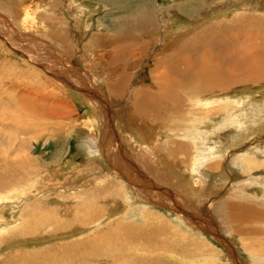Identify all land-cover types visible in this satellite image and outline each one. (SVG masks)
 Wrapping results in <instances>:
<instances>
[{"label":"rangeland","instance_id":"374dc122","mask_svg":"<svg viewBox=\"0 0 264 264\" xmlns=\"http://www.w3.org/2000/svg\"><path fill=\"white\" fill-rule=\"evenodd\" d=\"M242 26L248 39L263 33L264 0H0V115L21 91L38 111L42 131L30 135L25 153L11 157L36 169L21 174L17 191L0 194V264H223V258L228 264H264L263 255L246 250L264 242L249 230L264 225L233 222L218 210L225 203L264 209V80L239 84L212 102H188L183 113L170 110L166 116L159 105L151 113L136 99L139 91L155 89L152 74L170 40L183 42L178 46L174 40L168 53L184 42L208 44L217 33L236 35ZM130 45L128 51L124 46ZM259 46L249 47L247 55H262ZM218 107L240 116L241 109L246 112L238 134L230 125L220 126L222 114L203 123L208 133L200 137L176 131L180 114L199 119ZM91 136L99 152L80 148ZM218 139L234 140V146L218 156L204 150L203 140ZM197 152L208 159L201 160L199 172L215 164L221 171L194 172ZM243 156L259 181L243 174ZM9 175L18 183L17 174ZM205 244L214 251L207 254ZM178 246L187 247L186 256L178 254Z\"/></svg>","mask_w":264,"mask_h":264},{"label":"bare ground","instance_id":"6f19581e","mask_svg":"<svg viewBox=\"0 0 264 264\" xmlns=\"http://www.w3.org/2000/svg\"><path fill=\"white\" fill-rule=\"evenodd\" d=\"M192 5V4H191ZM190 7V6H189ZM246 10V9H245ZM184 11V9H183ZM187 14V13H186ZM242 14V13H241ZM78 15V14H77ZM76 15V16H77ZM244 15V14H242ZM80 17V16H79ZM239 18V16H237ZM243 17V16H242ZM83 18V17H81ZM237 18V20H238ZM245 19V18H244ZM242 20V18H241ZM249 20V19H248ZM236 21V20H235ZM245 21V20H244ZM247 21V20H246ZM240 22V21H239ZM241 23V22H240ZM239 23V24H240ZM244 23V22H243ZM242 23V24H243ZM236 24V23H234ZM246 24V23H245ZM248 24V23H247ZM83 25V23H82ZM250 25V24H249ZM188 26V25H187ZM228 26V25H227ZM233 28V27H232ZM247 28V27H246ZM245 27H240L239 28V32L236 33V35H233L232 33H230L229 35H225L222 33H217L215 36L213 35V37H210L209 40L206 39V42H208V44L204 43V45H201L202 42L201 41H193L194 44L192 45V47L189 46H183L185 44V42L183 43L182 46L179 47V49H175L168 53V45H170L172 42H176V45H180L183 42V39L179 40L180 38H175L173 39L170 43L168 42V44H166V51L163 50L164 54H161L163 56V58L160 60V64L159 68L156 69L155 71H153L152 74V78L156 81L157 83L154 85L155 89L152 90V92H148L147 90L144 89V92H141L140 94L137 93V97L136 99L138 100L139 96L141 99V108L144 109V107H146L147 111H153L151 113H155L156 108L160 106L161 109L166 110V112L162 113L160 112L163 116H166L170 110L177 112L179 110V113H183L180 112V108L183 106H185L186 103H196L197 101L199 102H206V101H215L214 99L217 98L219 95H229L230 92H232L233 89H235L237 86H239V84H245V83H257L260 80H264V31L263 33H257L256 37H252L250 39H248L245 35V32L247 31ZM190 29V28H189ZM248 29V28H247ZM253 30V29H252ZM84 31V30H83ZM212 31V30H211ZM220 31V30H219ZM218 31V32H219ZM216 32V31H215ZM229 32V31H227ZM150 33V32H149ZM212 34V33H211ZM175 35V34H174ZM171 36V35H170ZM179 36V35H178ZM210 36V35H209ZM228 36H233V37H228ZM116 37V36H115ZM242 38L241 40H239V38ZM203 38V36H202ZM257 39V41L255 39ZM109 39V38H108ZM107 40V39H105ZM169 40V39H168ZM167 40V41H168ZM204 40V39H203ZM211 40V42H210ZM110 41V40H109ZM113 41V40H112ZM118 41V40H117ZM108 42V41H106ZM116 42V40H115ZM210 42V43H209ZM259 42L260 46V50L263 52V54L261 55H257V56H253L250 57L249 55H247V52H249L248 48L249 47H254L255 43ZM114 44V43H113ZM165 44V43H164ZM153 45V44H152ZM126 49H128V51L131 50V45L130 46H124ZM154 47V45H153ZM160 47V46H159ZM164 48V47H163ZM111 50V49H110ZM114 50V49H113ZM155 50V49H154ZM157 50V49H156ZM115 51V50H114ZM121 52V51H120ZM150 52V51H149ZM113 53V52H112ZM122 53V52H121ZM94 55V54H93ZM120 55V54H119ZM123 55V54H122ZM146 55V54H145ZM97 56V55H96ZM95 56V57H96ZM118 56V55H117ZM153 56V55H152ZM170 56V57H169ZM156 57V56H155ZM146 58V57H145ZM158 58V57H157ZM97 59V57H96ZM99 60V58H98ZM158 60V59H157ZM141 61V60H140ZM96 64V63H95ZM87 65H89L87 63ZM140 65V64H139ZM90 67V66H89ZM158 67V66H157ZM89 69V68H88ZM119 84H117V88L118 90L123 89ZM154 86H152L154 88ZM106 87V86H105ZM19 89V87H16ZM3 89V88H2ZM245 89V88H244ZM15 91V90H13ZM20 91V90H18ZM102 91V90H101ZM104 91V90H103ZM5 92V91H4ZM233 93V92H232ZM88 94V93H87ZM139 94V95H138ZM246 94V93H244ZM9 95V94H8ZM11 96V94H10ZM14 98H16L13 102L14 103H5L4 105L7 106V108H11L12 106L13 108H15V112L11 111V109H1L2 114L0 115V154L2 159H0V169H2L0 171V194L2 192H7L8 189L14 187L13 190H18L20 185V182H22L23 180V176H21L22 173L24 172H28L29 169L33 168L36 169L32 166L28 165V160L24 161L23 160H15L12 159V155L16 152V154L21 151V153H25L26 149L25 146H27L26 144H28V142L30 141V135L31 134H40L42 131L39 130L38 128V124L37 122L39 120H41V117H37V110H35V107H30L29 104H27V102L25 101V99L22 97L23 94H17L16 92L14 93ZM241 96V95H240ZM9 97V96H8ZM89 97V96H88ZM237 98V97H236ZM223 100V98H220ZM230 99V98H229ZM264 99V98H263ZM10 100V97H9ZM134 100V99H133ZM132 100V101H133ZM138 100V101H139ZM221 100V101H222ZM242 100V99H241ZM241 100H235V104L237 106H241L244 101ZM245 100V99H244ZM86 102H88V105L91 106L94 109V106L90 103L89 100H85ZM137 102V101H136ZM220 102V101H219ZM218 102V103H219ZM227 102V101H226ZM259 102V101H258ZM207 103V102H206ZM230 103V102H229ZM263 103V102H262ZM95 104V103H94ZM211 104V103H210ZM224 104V103H223ZM234 104V103H233ZM245 104V103H244ZM260 103H258L259 105ZM159 105V106H157ZM191 105V104H190ZM227 105V104H226ZM253 105V104H252ZM88 106V107H89ZM135 106V105H134ZM138 106V105H137ZM209 106V105H208ZM251 106V104H250ZM256 106V105H255ZM4 107L3 105H1L0 108ZM96 107V106H95ZM246 109V106H244ZM262 107V106H261ZM90 108V107H89ZM211 108V107H210ZM239 108V107H238ZM260 108V107H258ZM100 109V108H99ZM145 109V111H146ZM213 109V108H212ZM229 109V108H228ZM237 109V108H236ZM251 108L246 109L245 111L248 112ZM255 109V107H254ZM257 109V108H256ZM233 110V109H232ZM238 110V109H237ZM60 111V110H59ZM101 111V110H100ZM144 111V112H145ZM231 111V110H230ZM251 111V110H250ZM143 115H146V112ZM205 112V111H204ZM244 113L242 115H244L243 117H246V112L242 111L240 113ZM257 112V111H255ZM259 112V111H258ZM264 112V111H262ZM19 113V114H17ZM57 113V112H56ZM59 113V112H58ZM178 113V112H177ZM189 113V112H188ZM261 113V111L259 112ZM170 114V113H169ZM173 114V113H172ZM171 114V115H172ZM191 114V113H190ZM204 115L199 118H186L184 115L180 114V116L178 117V122H176L175 126L177 128L176 131L180 130L182 131L185 135L195 137V136H199L202 134H207L208 131L205 130L207 128L202 127L203 123L207 121V119H209L210 117H212L213 115H218V114H222L225 115L224 120L222 121V123H220V126H228L230 125L231 127H233V129L235 131H233V134H238V132L242 129L243 125L246 124V122L243 124V119H242V115H238L236 112L233 113H229L226 111V109L224 107H218L214 110H206L205 113H203ZM264 114V113H263ZM59 115V114H58ZM61 115V114H60ZM177 115V114H176ZM175 115V117H177ZM170 116V115H169ZM200 116V115H198ZM252 116V115H251ZM260 116V115H259ZM151 117V116H150ZM162 117V116H161ZM216 117V116H215ZM256 117V115H255ZM261 117V116H260ZM68 118V117H66ZM146 118V116H145ZM248 118V117H247ZM262 118V117H261ZM43 119V118H42ZM213 120V118H211ZM253 119V118H250ZM56 120V119H55ZM67 120V119H66ZM167 120V119H165ZM173 120V119H172ZM48 121V120H47ZM52 121V120H51ZM57 121V120H56ZM61 121V120H60ZM158 121V120H157ZM170 121V120H169ZM251 120H249L250 122ZM190 122L191 125H187L186 123ZM214 122V121H213ZM47 123V122H46ZM57 123V122H56ZM51 124V123H50ZM53 124V123H52ZM58 124V123H57ZM106 125V124H105ZM104 125V126H105ZM174 125V124H173ZM70 126V125H69ZM216 127H211V129L209 130L210 132H216ZM8 128V130H7ZM46 128V127H45ZM223 128V127H222ZM52 129V128H51ZM46 130V129H45ZM103 130V129H102ZM204 130V131H203ZM228 130V129H227ZM237 130V132H236ZM49 131V129H48ZM160 131V130H159ZM173 131V130H172ZM232 131V129H231ZM180 133V132H179ZM211 134V133H210ZM232 134V135H233ZM180 135V134H179ZM178 135V136H179ZM27 136V137H26ZM94 136V135H93ZM117 136V135H116ZM140 136V135H139ZM182 136V134H181ZM239 136V135H238ZM237 136V138H238ZM22 137H26V138H22ZM95 137V136H94ZM94 137H88L85 138L83 140V144L80 145V148H82L83 151H86L87 153H92V152H99L98 148L96 147V142L94 140ZM145 137V136H144ZM203 137V136H201ZM141 138V137H138ZM185 138V137H184ZM38 139V138H36ZM147 139V138H146ZM144 139V140H146ZM135 140V139H134ZM194 140V139H192ZM201 140V139H200ZM199 140V141H200ZM139 141V139H138ZM198 141V140H197ZM196 141V144H197ZM234 140L231 141H224V140H216V141H212V142H207L204 141L201 143L202 146H204V150L211 152V155H222V153L224 151H227L229 148H231V146L233 145ZM136 142V141H135ZM147 142V141H146ZM232 142V143H231ZM26 143V144H25ZM96 143V144H95ZM136 143H140V142H136ZM194 143V142H193ZM192 143V144H193ZM93 144V146H91ZM138 144L135 145L138 146ZM133 146V144H132ZM198 146V145H195ZM208 146V147H206ZM234 146V145H233ZM237 146V145H236ZM15 147V148H14ZM30 147V146H29ZM146 147V146H145ZM206 147V148H205ZM13 148V149H12ZM31 148V147H30ZM258 148V147H257ZM13 151H12V150ZM28 149V148H27ZM149 149V148H148ZM162 149V148H160ZM180 149V148H179ZM197 150H201V148L199 149V147H196ZM263 149V147H262ZM29 150V149H28ZM163 150V149H162ZM260 150V149H259ZM264 150V149H263ZM262 151V150H261ZM253 152V151H252ZM255 152V151H254ZM186 153V152H185ZM198 153V152H197ZM207 153V152H206ZM248 153V151L246 152ZM263 155L264 152L262 151ZM126 154V153H125ZM173 154V153H172ZM155 155V154H154ZM210 155V156H211ZM246 155V154H244ZM249 155V154H248ZM167 156V155H166ZM205 156V155H204ZM202 154L196 155L195 158H193V165L194 167H196L193 171L195 172H199L198 169V165L201 164V160H206L207 157H204ZM18 157V156H17ZM168 157V156H167ZM147 158V157H146ZM166 158V157H165ZM210 158V157H209ZM220 158V157H219ZM245 156L242 157L241 161L239 162V167L241 169H243V174H248V179L250 177H253L255 174L253 173V169L250 168V166L246 165L245 162ZM156 159V158H155ZM251 159V158H250ZM188 160V159H187ZM208 160V159H207ZM206 160V161H207ZM166 161V159H165ZM214 161V160H213ZM32 162V161H31ZM131 162V161H130ZM146 162V161H145ZM155 162V161H153ZM169 161H166V163H168ZM249 162L254 165L255 164V169L254 171H257L259 169V167L256 165V162H253V160H249ZM132 163V162H131ZM163 163H165L163 161ZM203 163V162H202ZM125 164V163H124ZM145 164V163H144ZM148 164V163H147ZM151 164V163H149ZM157 165L160 163H156ZM38 165V164H37ZM127 165V164H126ZM165 165V164H164ZM167 165V164H166ZM93 166V165H92ZM147 166V165H146ZM218 166L217 164L215 165H211L205 167L201 172L199 173H206V172H210V173H214V171H219L218 170ZM87 167V166H86ZM261 168L264 169V160L262 161V164L260 165ZM89 168V166H88ZM91 168V167H90ZM132 168V167H131ZM155 168V167H154ZM157 168V167H156ZM168 168V167H167ZM200 168V167H199ZM135 169V168H134ZM151 169V167H150ZM240 169V171H241ZM7 172L5 175H3L4 171ZM168 170V169H167ZM166 170V171H167ZM174 170V169H172ZM80 172L83 171V169L79 170ZM93 171V170H92ZM116 171V170H115ZM114 171V172H115ZM176 170H174L173 172H175ZM221 171V170H220ZM219 171V172H220ZM33 172L32 170L30 171V173ZM98 172V171H97ZM134 172V171H133ZM132 172V173H133ZM139 172V171H138ZM13 173V174H17V179L16 182L12 183V179L9 178V174ZM29 173V172H28ZM95 173V172H94ZM154 173H157L154 171ZM164 173V172H162ZM177 173V172H176ZM260 173V172H259ZM19 174V175H18ZM152 174V173H151ZM150 174V175H151ZM258 174V172H257ZM86 175V174H85ZM90 177V174H88ZM118 175V174H117ZM116 175V176H117ZM139 175V174H138ZM156 175V174H155ZM177 175V174H176ZM181 175V174H180ZM194 175V174H192ZM200 175V174H199ZM5 176H7V179H5ZM128 176V175H127ZM144 176V175H143ZM141 176V177H143ZM158 176V175H157ZM168 176V175H167ZM178 177H180L179 175H177ZM210 176V175H209ZM218 176V175H217ZM161 177V176H160ZM203 177V175H202ZM206 177V175L204 176ZM203 177V178H204ZM4 178V180H2ZM258 179L259 176L257 175V177L254 176L253 179ZM128 179V178H126ZM142 179V178H140ZM157 179V178H156ZM206 179V178H205ZM217 179V178H215ZM256 179V180H257ZM133 180V179H132ZM145 180V179H144ZM147 180V179H146ZM166 180V179H165ZM169 180V179H168ZM260 179H258L259 181ZM134 181V180H133ZM132 181V183H133ZM174 181V180H173ZM216 181V180H215ZM169 182V181H168ZM206 182V181H205ZM217 182V181H216ZM4 183V184H3ZM151 183V182H150ZM153 183V182H152ZM207 183H210L209 181ZM258 183V182H256ZM112 185V184H111ZM149 185V184H148ZM151 185V184H150ZM149 185V186H150ZM205 185V184H204ZM109 186V185H108ZM141 186V185H140ZM219 186V185H218ZM105 187V186H104ZM125 187V186H124ZM146 187V186H145ZM126 190H128V187H125ZM216 188V187H215ZM243 188V187H242ZM101 189V188H100ZM124 188H122L123 191ZM132 189V188H131ZM208 189V188H207ZM221 189V187H220ZM105 190V189H104ZM194 190V189H193ZM231 190V189H230ZM141 190H139L140 192ZM146 191H148L146 189ZM11 192V191H10ZM191 192V191H190ZM221 192V191H220ZM3 193V194H4ZM135 193V192H134ZM143 193V192H142ZM141 193V194H142ZM202 193V192H201ZM204 193V191H203ZM195 194V193H194ZM193 191H192V195ZM197 194V193H196ZM199 194V193H198ZM197 194V195H198ZM2 195V194H1ZM136 195V194H135ZM200 195V194H199ZM134 196V195H133ZM146 196V195H145ZM210 196V195H209ZM124 197V196H123ZM137 197V196H135ZM134 197V198H135ZM205 198V195L203 196ZM21 198V197H20ZM18 198V199H20ZM128 199H130V197H127ZM133 198V199H134ZM145 198V197H144ZM22 199V198H21ZM125 199V198H124ZM138 199V198H137ZM195 199V197L193 198ZM209 200V199H208ZM138 201V200H137ZM224 201V200H223ZM141 202V201H140ZM146 202V200H145ZM226 202V201H225ZM7 203V202H6ZM6 203H4L3 207L8 208L10 205H7ZM135 203V200H134ZM143 203V202H141ZM140 203V204H141ZM221 203V202H220ZM133 204V203H132ZM139 203L137 202V205ZM145 204V203H144ZM226 204V203H225ZM224 204V206H222L221 204L218 206V210L221 209L223 210L222 212L224 213L223 216H226L228 218V220L230 219L233 222H240V223H256V224H261L264 225V209H257L254 205H248L247 203L244 204H234V205H230L229 203H227L226 205ZM147 205V203L145 204ZM1 206V205H0ZM11 207V206H10ZM208 207V206H207ZM144 208V207H143ZM217 208V207H216ZM2 209V208H1ZM12 209V208H11ZM10 209V210H11ZM56 209V208H55ZM228 210V212H227ZM13 211V210H12ZM28 211V209H27ZM141 211V210H140ZM132 212V211H131ZM144 212V211H143ZM15 214V212H14ZM20 214V213H19ZM148 216L151 214L150 212H147ZM16 215V214H15ZM21 215V214H20ZM27 214H24V216H26ZM156 215V214H155ZM23 216V217H24ZM157 216V215H156ZM107 217V216H106ZM144 217V216H143ZM226 217H223V219H225ZM11 218V217H10ZM13 218V216H12ZM108 218V217H107ZM146 218V217H144ZM153 218V217H152ZM2 219V218H1ZM26 219V217H25ZM148 219V218H146ZM155 219V218H153ZM149 220V219H148ZM7 221V220H6ZM12 221V220H11ZM25 221V220H23ZM222 221V220H221ZM16 222V221H15ZM30 222V221H29ZM220 222V221H219ZM100 223V221H99ZM148 224V222H147ZM98 225V224H97ZM96 225V226H97ZM86 226V225H85ZM19 227H23L22 225ZM29 227V226H28ZM34 227V226H33ZM95 227V226H94ZM121 227H129V226H125L124 223H122ZM131 227V226H130ZM129 227V228H130ZM140 227V226H139ZM140 229V228H139ZM250 231L256 230V234L258 235L260 238H262V236L264 237V227L262 229H249ZM4 231V230H2ZM142 230H140L141 232ZM248 231V230H247ZM144 233V232H143ZM148 233V232H147ZM209 233V232H208ZM151 234V233H150ZM237 234V233H236ZM248 235H250L251 233L247 232ZM121 240V239H120ZM124 240V239H123ZM119 242V241H118ZM151 242L152 239H149L150 246H151ZM1 243V242H0ZM120 243V242H119ZM118 243V244H119ZM129 243V242H128ZM131 243V242H130ZM145 245V242H143ZM121 244V243H120ZM126 244V243H125ZM147 244V243H146ZM140 246V245H139ZM170 246V245H169ZM180 246V245H179ZM178 246V248H179ZM245 246V245H243ZM250 246V247H249ZM205 248H207V254H210L213 250L212 247H210V244H205L204 245ZM246 250H252L253 254L251 256H256L257 258H259V256L263 255L264 256V242H261L257 245H254V243H251L250 245L246 246ZM129 248V247H128ZM250 248V249H249ZM127 249V247H126ZM177 249V248H176ZM107 251V250H106ZM110 251V250H109ZM107 251V252H109ZM248 251V252H249ZM178 254H180L181 256H186L188 253L187 247H180L178 250ZM174 253V252H173ZM176 253V252H175ZM213 255V254H212ZM218 255V254H217ZM249 255V254H248ZM223 258V257H222ZM224 259V258H223ZM222 259V263L223 264H228L227 261Z\"/></svg>","mask_w":264,"mask_h":264}]
</instances>
